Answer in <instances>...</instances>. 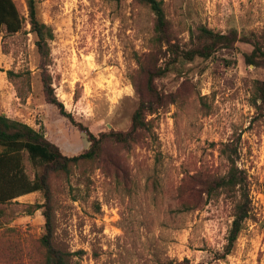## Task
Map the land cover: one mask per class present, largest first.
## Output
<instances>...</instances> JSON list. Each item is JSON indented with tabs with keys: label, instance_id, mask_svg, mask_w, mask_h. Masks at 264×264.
Returning a JSON list of instances; mask_svg holds the SVG:
<instances>
[{
	"label": "rangeland",
	"instance_id": "rangeland-1",
	"mask_svg": "<svg viewBox=\"0 0 264 264\" xmlns=\"http://www.w3.org/2000/svg\"><path fill=\"white\" fill-rule=\"evenodd\" d=\"M13 1L25 22L0 33V114L68 157L88 149L84 129L96 137L127 131L146 71L167 60L151 43L149 8L135 0H35L37 19L52 32L39 52L27 0ZM158 1L181 48L200 27L234 30L237 41L154 81L164 101L129 150L106 143L99 159L48 172L53 244L71 254L69 264H264V119L252 95L264 66L246 61L252 47L242 41L264 34V0ZM45 83L72 122L48 103ZM229 142L247 175L251 212L224 255L234 203L223 193L207 198L199 181L226 173L219 149ZM22 163L32 181L39 170L25 153ZM43 203L33 192L0 204V264H42Z\"/></svg>",
	"mask_w": 264,
	"mask_h": 264
},
{
	"label": "trees",
	"instance_id": "trees-1",
	"mask_svg": "<svg viewBox=\"0 0 264 264\" xmlns=\"http://www.w3.org/2000/svg\"><path fill=\"white\" fill-rule=\"evenodd\" d=\"M135 1L148 7L153 14L151 43L153 47L158 48L159 54H163L164 58L167 56V60L162 67L146 71L145 92H137L138 105L132 113L130 128L127 131H109L96 137L84 129L89 143L88 149L76 156L68 157L63 155L57 146L45 139L40 132L0 114V204L9 203L33 192L43 194L45 203L36 206L37 209H41L44 219L43 233L39 238V245L43 252L42 264H69L71 257L70 253L62 251L53 244L54 226L49 202L48 172L68 174L72 167L97 160L102 155L106 143L129 150L137 142L138 134L149 131L150 123L147 116L152 115L164 101L165 97L160 96L154 81L175 71L180 62H192L196 58L207 60L219 50L232 48L237 41V33L234 30L228 34H222L200 27L194 36L193 45L190 48H181L170 40L168 23L161 1ZM26 5L30 31L35 36V46L39 52H43L48 41L52 39L51 29L37 19L35 0H27ZM24 22L13 0H0V33L15 34L22 29ZM191 37L193 38V35ZM242 41L252 47L251 53L246 56V61L254 67H263L264 34L251 35V38H244ZM44 88L48 103L55 105L60 115L71 121V117L65 113L62 105L51 93L49 83H45ZM252 95L256 114L259 119H264V81H253ZM24 153L32 165L39 170L32 181L24 174L22 163ZM219 155L226 163V173L215 179L200 180L199 186L202 194L207 198L216 193H223L234 203L233 219L224 249V255H228L250 217L251 198L247 175L237 165V144L233 142L222 144Z\"/></svg>",
	"mask_w": 264,
	"mask_h": 264
},
{
	"label": "built area",
	"instance_id": "built-area-1",
	"mask_svg": "<svg viewBox=\"0 0 264 264\" xmlns=\"http://www.w3.org/2000/svg\"><path fill=\"white\" fill-rule=\"evenodd\" d=\"M36 119H38V117H36Z\"/></svg>",
	"mask_w": 264,
	"mask_h": 264
}]
</instances>
